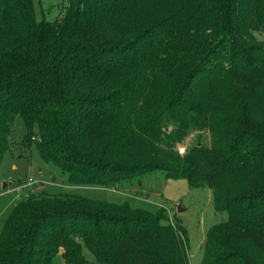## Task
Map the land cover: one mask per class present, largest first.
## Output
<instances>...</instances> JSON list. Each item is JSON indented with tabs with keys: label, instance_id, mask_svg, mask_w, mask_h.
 Listing matches in <instances>:
<instances>
[{
	"label": "trees",
	"instance_id": "1",
	"mask_svg": "<svg viewBox=\"0 0 264 264\" xmlns=\"http://www.w3.org/2000/svg\"><path fill=\"white\" fill-rule=\"evenodd\" d=\"M256 32L264 0H68L54 20L38 19L33 0H0V167L20 115L24 145L73 184L111 187L161 171L211 188L228 218L210 229L202 264H264ZM58 257L188 264L187 234L164 209L41 190L5 219L0 264Z\"/></svg>",
	"mask_w": 264,
	"mask_h": 264
},
{
	"label": "rangeland",
	"instance_id": "2",
	"mask_svg": "<svg viewBox=\"0 0 264 264\" xmlns=\"http://www.w3.org/2000/svg\"><path fill=\"white\" fill-rule=\"evenodd\" d=\"M33 2L36 17L47 20L59 18L68 4V0ZM255 35L264 40V33L256 32ZM25 132L24 120L17 115L12 124L10 149L0 167V232L13 207L30 195L38 194L41 190L48 194L75 193L117 204L128 203L134 208L151 213L164 209L172 222L177 220L186 230L188 264H202L204 243L210 229L228 218L226 211L216 209L211 188L190 186L185 178H166L161 171L131 183L111 187L73 184L57 166L41 158L35 143L31 148L24 145ZM197 135V132H193L185 142H195ZM203 135V143L210 145L209 133L204 132ZM30 178L33 179L32 184H29ZM84 254L89 261L94 260L86 246ZM55 264L66 263L63 258L58 257Z\"/></svg>",
	"mask_w": 264,
	"mask_h": 264
},
{
	"label": "built area",
	"instance_id": "3",
	"mask_svg": "<svg viewBox=\"0 0 264 264\" xmlns=\"http://www.w3.org/2000/svg\"><path fill=\"white\" fill-rule=\"evenodd\" d=\"M184 150H185V147L184 146H182V147L179 148V152L180 153H184ZM32 183H33V179L30 178L29 184H32Z\"/></svg>",
	"mask_w": 264,
	"mask_h": 264
}]
</instances>
